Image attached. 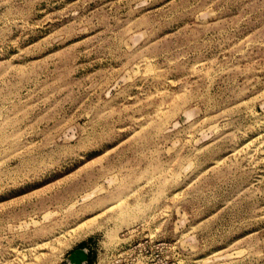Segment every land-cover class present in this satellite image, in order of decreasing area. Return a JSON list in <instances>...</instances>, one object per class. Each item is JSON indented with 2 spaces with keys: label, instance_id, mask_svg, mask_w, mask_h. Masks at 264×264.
<instances>
[{
  "label": "rangeland",
  "instance_id": "obj_1",
  "mask_svg": "<svg viewBox=\"0 0 264 264\" xmlns=\"http://www.w3.org/2000/svg\"><path fill=\"white\" fill-rule=\"evenodd\" d=\"M264 264V0H0V264Z\"/></svg>",
  "mask_w": 264,
  "mask_h": 264
},
{
  "label": "water",
  "instance_id": "obj_2",
  "mask_svg": "<svg viewBox=\"0 0 264 264\" xmlns=\"http://www.w3.org/2000/svg\"><path fill=\"white\" fill-rule=\"evenodd\" d=\"M70 264H86L88 261V252L84 248H78L72 251L68 256Z\"/></svg>",
  "mask_w": 264,
  "mask_h": 264
}]
</instances>
